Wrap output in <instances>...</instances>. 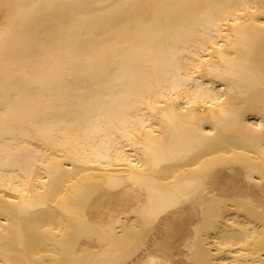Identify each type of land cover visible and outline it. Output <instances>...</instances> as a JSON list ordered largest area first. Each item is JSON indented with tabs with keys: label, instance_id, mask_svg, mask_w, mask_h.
Masks as SVG:
<instances>
[{
	"label": "bare ground",
	"instance_id": "bare-ground-1",
	"mask_svg": "<svg viewBox=\"0 0 264 264\" xmlns=\"http://www.w3.org/2000/svg\"><path fill=\"white\" fill-rule=\"evenodd\" d=\"M0 264H264V0H0Z\"/></svg>",
	"mask_w": 264,
	"mask_h": 264
},
{
	"label": "rangeland",
	"instance_id": "rangeland-1",
	"mask_svg": "<svg viewBox=\"0 0 264 264\" xmlns=\"http://www.w3.org/2000/svg\"><path fill=\"white\" fill-rule=\"evenodd\" d=\"M178 258L182 257L181 255L180 256H177Z\"/></svg>",
	"mask_w": 264,
	"mask_h": 264
}]
</instances>
